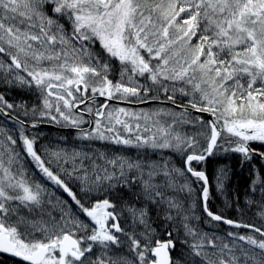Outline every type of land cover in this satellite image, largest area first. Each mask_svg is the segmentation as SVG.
I'll return each instance as SVG.
<instances>
[{
  "label": "snow or ice",
  "instance_id": "6c2138e0",
  "mask_svg": "<svg viewBox=\"0 0 264 264\" xmlns=\"http://www.w3.org/2000/svg\"><path fill=\"white\" fill-rule=\"evenodd\" d=\"M0 264H264V0H0Z\"/></svg>",
  "mask_w": 264,
  "mask_h": 264
},
{
  "label": "trees",
  "instance_id": "16d2710c",
  "mask_svg": "<svg viewBox=\"0 0 264 264\" xmlns=\"http://www.w3.org/2000/svg\"><path fill=\"white\" fill-rule=\"evenodd\" d=\"M53 134H55L56 133V131H54V130H50ZM234 182H240L241 184L243 183V181H242V179L240 178V177H235L234 178Z\"/></svg>",
  "mask_w": 264,
  "mask_h": 264
},
{
  "label": "water",
  "instance_id": "95a60500",
  "mask_svg": "<svg viewBox=\"0 0 264 264\" xmlns=\"http://www.w3.org/2000/svg\"><path fill=\"white\" fill-rule=\"evenodd\" d=\"M47 129V128H46ZM50 130H56L55 128H51Z\"/></svg>",
  "mask_w": 264,
  "mask_h": 264
}]
</instances>
